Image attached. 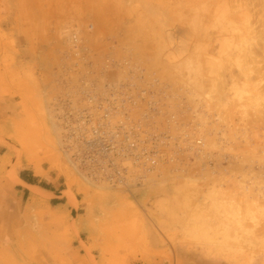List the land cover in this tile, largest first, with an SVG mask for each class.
Masks as SVG:
<instances>
[{
  "label": "rangeland",
  "instance_id": "obj_1",
  "mask_svg": "<svg viewBox=\"0 0 264 264\" xmlns=\"http://www.w3.org/2000/svg\"><path fill=\"white\" fill-rule=\"evenodd\" d=\"M5 1L0 264H36L40 251L58 254L74 237L85 246L87 200L77 179L101 201L126 192L163 232L183 234L185 264H264V72L256 70L264 69L256 48L264 50V0ZM139 124L140 139L150 138L151 124L165 138L170 124L185 152L177 148L175 161L148 171L118 143L104 150L105 137L120 139ZM29 157L32 167L50 169L49 178L34 179L43 202H32L31 185L20 180ZM63 177L75 207L66 216L52 205ZM158 183L164 190L152 188Z\"/></svg>",
  "mask_w": 264,
  "mask_h": 264
},
{
  "label": "crops",
  "instance_id": "obj_2",
  "mask_svg": "<svg viewBox=\"0 0 264 264\" xmlns=\"http://www.w3.org/2000/svg\"><path fill=\"white\" fill-rule=\"evenodd\" d=\"M2 1L0 0V16L3 14ZM29 160L31 161L30 157L26 159L28 165L24 168L26 174L24 178L20 176V180L32 187L37 184L31 180H34L36 176L49 178L50 169L47 170L37 163L42 168V172L38 173L34 164L32 167ZM59 178L61 175L56 174L53 175V179L47 180L55 183ZM63 178L64 187L59 189V194L55 197L58 201L52 205L56 207L55 215L66 216L70 214L69 212L74 211L75 207L71 205V197L63 193L69 189L67 179ZM171 184L168 182L165 189L172 190L173 185ZM162 186L158 183L152 188L160 191L164 190ZM143 187V185H139L137 188L140 189L134 190L142 191ZM75 189L84 191L87 200L86 211L82 214L84 215L86 238L80 236L85 246L79 238L74 237L70 243L63 245L67 249H61L58 254L51 255L40 251L36 255L38 257L36 264H185V237L183 234L175 235L171 233L170 228L163 232L158 227L163 225V222L148 220L143 210L126 192L114 189L109 193L107 201H101L96 189L85 185L78 179ZM47 191L50 190L47 189ZM30 194L32 195V191ZM158 200L160 199L152 202L154 203L151 206L153 211ZM98 211L103 213L100 218L96 217ZM133 221L136 222L135 226L131 225ZM182 224L185 225L183 222ZM165 225L167 227L174 226L175 222L167 221ZM43 226L46 227V225ZM43 229L42 233L46 234V228ZM73 240L74 242L80 240V244L74 246Z\"/></svg>",
  "mask_w": 264,
  "mask_h": 264
},
{
  "label": "built area",
  "instance_id": "obj_3",
  "mask_svg": "<svg viewBox=\"0 0 264 264\" xmlns=\"http://www.w3.org/2000/svg\"><path fill=\"white\" fill-rule=\"evenodd\" d=\"M72 38L74 40V46L78 47V34L74 33ZM133 104H137V101ZM141 127H143V124L131 126L130 130L126 133L119 132L118 135H122L120 139H116V137H114L115 135L109 136L112 138L107 137L108 140L112 142H106L105 137V140L103 141L104 150L109 149L111 144L113 146L115 143H118L121 151L123 149L127 153L128 157L133 159L135 163H140L142 167H146L148 171H153L163 162L175 161L179 150L182 153L185 152V141L179 142L173 139L172 127L170 124L166 126L164 125L163 127L165 130V138H162L163 133H157V131H161L162 129L157 130L158 128L154 126V124L149 126L150 129H152L150 138H135V136H138V134L141 133ZM105 134L107 135L108 132L105 131ZM152 134L153 137H151ZM128 150L132 153L131 155L128 153ZM115 175H117V173Z\"/></svg>",
  "mask_w": 264,
  "mask_h": 264
},
{
  "label": "bare ground",
  "instance_id": "obj_4",
  "mask_svg": "<svg viewBox=\"0 0 264 264\" xmlns=\"http://www.w3.org/2000/svg\"><path fill=\"white\" fill-rule=\"evenodd\" d=\"M249 1V0H248ZM252 1H254V0H252ZM261 1V0H260ZM259 2V1H258ZM263 2V1H262ZM262 2H260V3H262ZM249 3V2H248ZM262 6H263V4H262ZM250 8V7H249ZM264 11V10H263ZM262 11V12H263ZM246 14H248V13H246ZM253 14V13H252ZM262 15V14H261ZM260 16V15H259ZM246 17H248V15H246ZM261 18H262V16H260ZM256 18V17H255ZM258 18V17H257ZM250 19H252L251 17L248 19V21L250 20ZM262 20V19H261ZM262 21H264V20H262ZM261 21V22H262ZM248 24V23H247ZM245 28H246V26H245ZM251 28V27H250ZM264 28V27H263ZM260 29V28H259ZM248 30V29H247ZM256 30H258V29H256ZM262 29H260V31H261ZM250 31V30H249ZM249 31H247V32H249ZM254 31V30H253ZM252 32V30L249 32V33H251ZM253 33V32H252ZM255 33V32H254ZM262 33L260 32V35H261ZM263 34H264V29H263ZM262 34V35H263ZM249 35H247V37H248ZM251 36V35H250ZM257 37H259L258 35H256ZM256 36H252L253 37V39H255L254 37H256ZM249 38V37H248ZM260 38H262V37H260ZM263 38H264V35H263ZM262 38V39H263ZM246 38L244 39L243 38V42H245L246 43ZM254 41V40H253ZM255 41H256V39H255ZM255 41H254V44L253 43H251V42H248V43H250L251 44V46L252 45H255L256 43H255ZM258 41V40H257ZM259 41H260V39H259ZM258 41V43L260 44V42ZM264 41V40H263ZM248 43H246V44H248ZM263 44V43H262ZM261 44V45H262ZM258 45V44H257ZM246 46V45H245ZM247 47V46H246ZM245 47V48H246ZM254 47V46H253ZM253 47H251V51H252V53H256V57L254 56V54H252V56H254V58H253V62L256 60V62H260V63H255V64H257V66H261V61L258 59V58H260V56L261 55H259L258 54V52L256 51V49H254V50H252V48ZM255 47H256V45H255ZM259 47V48H258ZM258 47H256L257 49H259V50H262L261 52H263L264 50L263 49H260V45L258 46ZM263 48V47H262ZM246 49H248L249 50V52H250V48H246ZM259 55V56H258ZM246 57H247V55H246ZM262 57V56H261ZM248 58V57H247ZM251 59H252V57H250ZM249 59V58H248ZM247 59V60H248ZM255 59V60H254ZM258 59V60H257ZM261 59V58H260ZM263 59H264V56H263ZM244 61V60H243ZM251 61V60H250ZM264 61V60H263ZM262 61V62H263ZM252 63V62H251ZM254 64V63H253ZM254 64V65H255ZM263 64V63H262ZM264 65V64H263ZM246 66V65H245ZM246 68H248V67H246ZM250 68V67H249ZM252 68V67H251ZM253 68H255V67H253ZM262 68V67H261ZM263 68H264V66H263ZM242 69H244L245 70V68H242ZM256 70H258L261 74H262V72H264V69H263V71H262V69H256ZM246 71H248V69H246ZM249 72V71H248ZM244 74H245V72H244ZM250 74V72L248 73V75ZM256 74V73H255ZM259 74V73H258ZM264 74V73H263ZM263 74H262V76H263ZM260 76V75H259ZM257 77H258V75H257ZM264 77V76H263ZM248 78V77H247ZM249 78H250V76H249ZM248 78V79H249ZM262 78V77H261ZM251 79V78H250ZM264 79V78H263ZM262 80V79H261ZM261 80H260V82H261ZM250 81V80H249ZM248 81V82H249ZM260 85V84H259ZM208 86H210V85H208ZM254 89H255V87H254ZM258 90V89H257ZM262 90V89H261ZM258 93H260V91L259 92H257V96H258ZM263 94V93H262ZM262 96H264V95H262ZM259 98H261L260 96H258ZM258 98V99H259ZM263 99H264V97H263ZM260 101H263V103H264V100H260ZM257 103V102H256ZM257 105H259V104H257ZM260 106H261V104H260ZM264 107V106H263ZM264 112V111H263ZM263 112L261 113V114H263ZM264 115V114H263ZM262 116V115H261ZM256 124V123H255ZM24 125V124H23ZM21 124H17V130H20L21 129ZM254 126V125H253ZM256 128V127H255ZM257 132H259V131H257ZM19 140H20V142L22 143V146H23V149L27 152V150H26V143L22 140V138L20 139L19 138ZM253 143V142H252ZM251 143V144H252ZM17 145V144H16ZM12 149V148H11ZM29 151V150H28ZM247 159V158H246ZM245 161V160H244ZM243 160H242V162H244ZM247 161H248V159H247ZM246 161V162H247ZM249 162V161H248ZM35 168H36V171L38 172V173H41L42 172V168L39 166V165H37V164H35ZM247 176H249V175H247ZM246 176V177H247ZM250 177V176H249ZM260 179V178H259ZM256 180V179H255ZM261 180H263V179H261ZM264 183V182H263ZM254 185V184H253ZM257 185V184H256ZM263 186V185H262ZM32 189H33V195H32V198H31V201L32 202H43L44 200H43V197H42V188L41 187H39L38 185H35V186H32ZM253 192V191H252ZM262 192V191H261ZM261 192H258V193H261ZM245 193H247V192H245ZM251 194V193H250ZM263 194V193H262ZM71 195V194H70ZM256 195V194H255ZM258 196V195H257ZM72 198L74 197V196H71ZM254 201H255V199H253ZM257 200V199H256ZM260 200H258V204H260L261 205V203L259 202ZM264 203V202H263ZM255 204H256V202H255ZM260 205H259V207H260ZM262 206V205H261ZM262 208V207H261ZM264 220V219H263ZM216 224H219V222L218 223H216ZM215 224V225H216ZM221 224V223H220ZM219 224V225H220ZM246 224V223H245ZM247 225V224H246ZM261 226H263V228H262V230L264 231V225H261ZM219 230V229H218ZM256 231H258V230H256ZM259 231H261V228H260V230ZM256 233V232H255ZM259 233V235H260V232H258ZM262 233V232H261ZM254 239V238H253ZM245 240H247V239H245ZM250 240V239H249ZM251 241V240H250ZM253 242V241H252ZM256 243H257V241H256ZM254 244V243H253ZM230 245V244H229ZM232 245H234V244H232ZM253 246V245H252ZM235 247V246H234ZM254 247V246H253ZM249 248V247H248ZM232 252V251H231ZM247 254V253H246Z\"/></svg>",
  "mask_w": 264,
  "mask_h": 264
},
{
  "label": "trees",
  "instance_id": "obj_5",
  "mask_svg": "<svg viewBox=\"0 0 264 264\" xmlns=\"http://www.w3.org/2000/svg\"><path fill=\"white\" fill-rule=\"evenodd\" d=\"M22 176H23V178H24V175H22ZM31 182H33V183H34L35 181H34V180H31Z\"/></svg>",
  "mask_w": 264,
  "mask_h": 264
},
{
  "label": "water",
  "instance_id": "obj_6",
  "mask_svg": "<svg viewBox=\"0 0 264 264\" xmlns=\"http://www.w3.org/2000/svg\"><path fill=\"white\" fill-rule=\"evenodd\" d=\"M75 213V212H74Z\"/></svg>",
  "mask_w": 264,
  "mask_h": 264
}]
</instances>
